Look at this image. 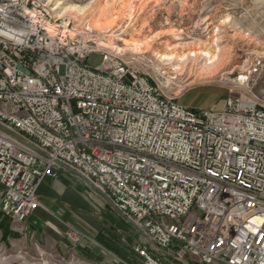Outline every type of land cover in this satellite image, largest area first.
<instances>
[{"label": "built area", "instance_id": "built-area-1", "mask_svg": "<svg viewBox=\"0 0 264 264\" xmlns=\"http://www.w3.org/2000/svg\"><path fill=\"white\" fill-rule=\"evenodd\" d=\"M95 51L82 20L0 0L2 213L23 222L71 171L140 228L141 264H264V108L193 109L110 52L91 68Z\"/></svg>", "mask_w": 264, "mask_h": 264}, {"label": "rangeland", "instance_id": "rangeland-1", "mask_svg": "<svg viewBox=\"0 0 264 264\" xmlns=\"http://www.w3.org/2000/svg\"><path fill=\"white\" fill-rule=\"evenodd\" d=\"M41 1L55 16H71L88 25L96 49L86 60L91 68L99 65L102 52H110L156 85L163 96L182 105L196 110L221 109L233 97L264 108V0ZM58 2L61 5L55 9ZM70 4L86 7L62 15V6ZM208 48L218 50L226 63H210L212 58L199 52ZM170 51L198 56L186 61L175 58L171 63L160 60L159 54ZM69 173L75 182L84 184ZM121 219L137 231L139 242L145 240L137 225ZM0 246V264H6L5 258H12L13 253ZM45 259L53 263V259ZM12 261L37 262L28 255ZM175 261L198 264L191 256Z\"/></svg>", "mask_w": 264, "mask_h": 264}, {"label": "crops", "instance_id": "crops-1", "mask_svg": "<svg viewBox=\"0 0 264 264\" xmlns=\"http://www.w3.org/2000/svg\"><path fill=\"white\" fill-rule=\"evenodd\" d=\"M38 184L39 207L23 222L0 209V244L13 253L6 264L22 255L36 258L32 264H48L45 258L53 259L49 264H141L133 250L137 231L102 196L75 182L69 171ZM70 229L79 232L77 239L68 237Z\"/></svg>", "mask_w": 264, "mask_h": 264}, {"label": "bare ground", "instance_id": "bare-ground-1", "mask_svg": "<svg viewBox=\"0 0 264 264\" xmlns=\"http://www.w3.org/2000/svg\"><path fill=\"white\" fill-rule=\"evenodd\" d=\"M59 5H61V2H58L56 4V7H54V8L57 9L59 7ZM85 7L86 6H79V5L70 4V5L62 6V8L61 7L60 8H61V10H63L62 11V15H63V13H65L67 11H70V10H73V9H77V8L83 10ZM199 52H200V54H202L204 56H209L210 58H212L210 63H212L214 60L217 63L216 65H218V66H223L226 63L225 59H223L221 57V55L219 54V51L216 50V49L210 50V48H208V51L200 50ZM190 56H194V58H195V56H198V55H196L195 52H188V53L185 54L183 51L180 54H178V55L175 54L173 51L167 52L166 54H159L158 55L160 60H165L168 63L173 62V60H175V58L179 59L180 61L181 60L186 61V59H189L188 57H190Z\"/></svg>", "mask_w": 264, "mask_h": 264}]
</instances>
